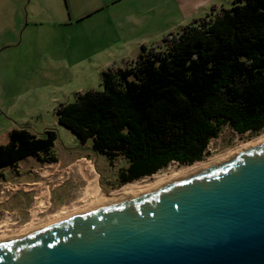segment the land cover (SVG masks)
Segmentation results:
<instances>
[{
	"label": "trees",
	"instance_id": "1",
	"mask_svg": "<svg viewBox=\"0 0 264 264\" xmlns=\"http://www.w3.org/2000/svg\"><path fill=\"white\" fill-rule=\"evenodd\" d=\"M196 21V20H194ZM192 21L164 49L142 46L126 68L102 71V89L60 104L58 124L109 159L129 161L127 183L171 162L201 161L225 126L239 134L264 128V0H233L215 17ZM54 129L14 128L0 145V169L49 153Z\"/></svg>",
	"mask_w": 264,
	"mask_h": 264
},
{
	"label": "water",
	"instance_id": "2",
	"mask_svg": "<svg viewBox=\"0 0 264 264\" xmlns=\"http://www.w3.org/2000/svg\"><path fill=\"white\" fill-rule=\"evenodd\" d=\"M0 264H264V142L0 243Z\"/></svg>",
	"mask_w": 264,
	"mask_h": 264
},
{
	"label": "rangeland",
	"instance_id": "3",
	"mask_svg": "<svg viewBox=\"0 0 264 264\" xmlns=\"http://www.w3.org/2000/svg\"><path fill=\"white\" fill-rule=\"evenodd\" d=\"M232 4L233 1L227 6H215L193 23L198 25L204 19L215 17L223 8ZM175 33L177 32L173 34ZM48 37L50 41L44 40L40 48L34 46L30 50L22 46L13 52V58L17 62L13 69L14 78L11 82L2 84L0 88V111L3 114L0 145L8 142L9 124L15 128L25 127L39 136L47 129H54L57 133V139L49 153L56 161H46L48 156L41 154L0 169V225L6 220L7 214L12 216V221L7 223L8 226L1 227L0 231L6 230L10 235L19 234L32 223L35 226L45 224L55 219L63 210L70 213L76 207L83 206L79 190L85 186V182L75 168L69 174L67 172L78 160L87 159L92 163L99 174L100 193L104 196L121 191L126 186L154 183L159 177L169 180L181 168L189 166L171 162L151 176L127 183L120 182V172L129 164L126 157L120 154L111 160L93 149L91 139L81 143L72 131L58 124L56 115L59 105L73 102L78 92L88 88L102 89V54L91 58L95 62L93 67L85 66L87 63L84 62L81 69L71 68L67 62V52L62 51L59 40ZM170 38L171 34H168L158 44L151 46L164 49ZM44 47L45 49H42ZM89 53L91 51L84 55ZM263 137L264 128L257 134H239L231 127L225 126L220 135L210 141L207 154L201 161L225 156ZM49 168L56 170L44 174L43 171ZM36 183H40L42 188L47 187L50 200L47 208L38 211L34 218L32 210L36 206V196L41 190H27L25 186Z\"/></svg>",
	"mask_w": 264,
	"mask_h": 264
},
{
	"label": "crops",
	"instance_id": "4",
	"mask_svg": "<svg viewBox=\"0 0 264 264\" xmlns=\"http://www.w3.org/2000/svg\"><path fill=\"white\" fill-rule=\"evenodd\" d=\"M232 1L0 0V88L14 78L17 62L13 52L22 46L40 48L44 40L50 41L48 36L59 40L71 68L81 69L84 62L93 67L91 58L100 54L104 70L126 68L137 59L142 46L156 45L213 7ZM2 120L0 111V131ZM14 128L9 124L7 135Z\"/></svg>",
	"mask_w": 264,
	"mask_h": 264
},
{
	"label": "bare ground",
	"instance_id": "5",
	"mask_svg": "<svg viewBox=\"0 0 264 264\" xmlns=\"http://www.w3.org/2000/svg\"><path fill=\"white\" fill-rule=\"evenodd\" d=\"M262 142H264V137L254 143L247 145L246 147L230 152L225 156H222L216 159H211L210 161L197 162L192 165L183 167L179 171H177L171 179L169 178V180H163V178L159 177L154 183L145 184L143 186H138V185L137 186L135 185L126 186V188L123 187L124 189L122 188L121 191L115 192L107 196L106 195L104 196L100 193L99 174L93 167L92 163L87 159L78 160L76 163H74L72 168H69L68 170L67 169L66 170L69 174L70 171L73 168H75L76 172L82 177L83 181L85 182V186L79 190V194L81 196L80 199L83 202V206L76 207V209L74 208L75 210H73L70 213L63 210L62 212L58 213L55 219L49 220L45 224L43 223L42 225L35 226L34 223H32L30 226L23 229L19 234L10 235L6 230L5 231L3 230V232L0 231V243L23 237L25 235H28L32 232L37 231L38 229H41L42 227H45L47 225H50L52 223H55V222H58V221H61L67 218H70L74 215L85 213L87 211H91L96 208L109 205L111 203H115L118 201L126 200L129 198H133L139 195H143L146 193L156 191L157 189L168 184L169 182L181 180L193 174L204 171L205 169L211 166L223 163L231 159L232 157H234L238 152L245 150L247 148H250ZM55 170L56 168H49V169L44 170L43 173L49 174V173L54 172ZM25 188L27 190H41V193L36 196V206L32 210V215L35 218L38 211H41L47 208L49 204V200H50V195L48 193L47 187L42 188L40 183L28 184L25 186ZM10 221H12V216L10 214H7L6 220L2 222L0 225V229L1 227H6L7 223Z\"/></svg>",
	"mask_w": 264,
	"mask_h": 264
}]
</instances>
